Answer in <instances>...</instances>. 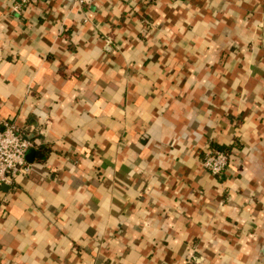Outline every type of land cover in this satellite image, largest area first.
Instances as JSON below:
<instances>
[{
  "label": "crops",
  "instance_id": "crops-1",
  "mask_svg": "<svg viewBox=\"0 0 264 264\" xmlns=\"http://www.w3.org/2000/svg\"><path fill=\"white\" fill-rule=\"evenodd\" d=\"M0 118V264H264V0H0Z\"/></svg>",
  "mask_w": 264,
  "mask_h": 264
},
{
  "label": "built area",
  "instance_id": "built-area-1",
  "mask_svg": "<svg viewBox=\"0 0 264 264\" xmlns=\"http://www.w3.org/2000/svg\"><path fill=\"white\" fill-rule=\"evenodd\" d=\"M79 7H89L99 0H73ZM0 187L13 185L19 174L28 175L30 165L26 156L36 147L34 140L27 137L16 122L0 118ZM230 151L223 149H208L203 158L204 168L214 176H222L232 163Z\"/></svg>",
  "mask_w": 264,
  "mask_h": 264
}]
</instances>
